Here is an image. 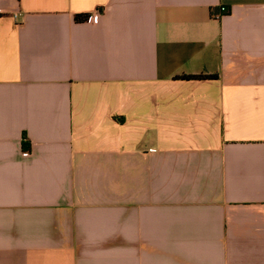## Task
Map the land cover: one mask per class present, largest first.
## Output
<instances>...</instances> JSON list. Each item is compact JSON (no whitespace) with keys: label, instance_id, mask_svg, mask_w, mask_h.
<instances>
[{"label":"crops","instance_id":"crops-1","mask_svg":"<svg viewBox=\"0 0 264 264\" xmlns=\"http://www.w3.org/2000/svg\"><path fill=\"white\" fill-rule=\"evenodd\" d=\"M0 264H264V0H0Z\"/></svg>","mask_w":264,"mask_h":264},{"label":"trees","instance_id":"trees-1","mask_svg":"<svg viewBox=\"0 0 264 264\" xmlns=\"http://www.w3.org/2000/svg\"><path fill=\"white\" fill-rule=\"evenodd\" d=\"M90 18L89 15H84V16H77L76 17V21L79 22H86L88 21ZM212 77L210 76H189V77H184L183 79H187V80H202V79H210ZM31 146L28 138L26 136H24V140H23V148L24 149H28Z\"/></svg>","mask_w":264,"mask_h":264},{"label":"built area","instance_id":"built-area-1","mask_svg":"<svg viewBox=\"0 0 264 264\" xmlns=\"http://www.w3.org/2000/svg\"><path fill=\"white\" fill-rule=\"evenodd\" d=\"M227 12V9L225 7L220 8V13L217 14L215 17L220 18L223 14Z\"/></svg>","mask_w":264,"mask_h":264}]
</instances>
